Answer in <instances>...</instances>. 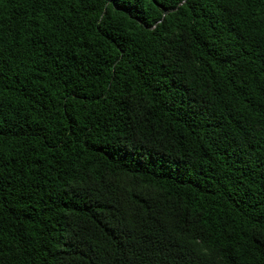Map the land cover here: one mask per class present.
Wrapping results in <instances>:
<instances>
[{"label": "trees", "instance_id": "16d2710c", "mask_svg": "<svg viewBox=\"0 0 264 264\" xmlns=\"http://www.w3.org/2000/svg\"><path fill=\"white\" fill-rule=\"evenodd\" d=\"M0 264H264V0H0Z\"/></svg>", "mask_w": 264, "mask_h": 264}]
</instances>
